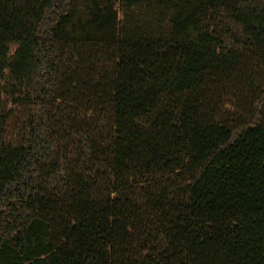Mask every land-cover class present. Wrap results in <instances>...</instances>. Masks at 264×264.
<instances>
[{"label": "trees", "instance_id": "obj_1", "mask_svg": "<svg viewBox=\"0 0 264 264\" xmlns=\"http://www.w3.org/2000/svg\"><path fill=\"white\" fill-rule=\"evenodd\" d=\"M0 264H264V0H0Z\"/></svg>", "mask_w": 264, "mask_h": 264}, {"label": "rangeland", "instance_id": "obj_2", "mask_svg": "<svg viewBox=\"0 0 264 264\" xmlns=\"http://www.w3.org/2000/svg\"><path fill=\"white\" fill-rule=\"evenodd\" d=\"M121 17H122V15H121Z\"/></svg>", "mask_w": 264, "mask_h": 264}]
</instances>
